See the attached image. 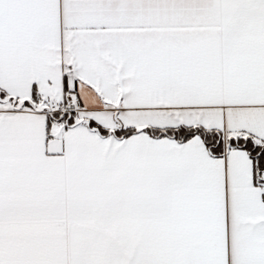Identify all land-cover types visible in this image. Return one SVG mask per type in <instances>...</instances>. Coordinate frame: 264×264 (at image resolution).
<instances>
[{
  "label": "snow or ice",
  "instance_id": "1",
  "mask_svg": "<svg viewBox=\"0 0 264 264\" xmlns=\"http://www.w3.org/2000/svg\"><path fill=\"white\" fill-rule=\"evenodd\" d=\"M0 264H264V0H0Z\"/></svg>",
  "mask_w": 264,
  "mask_h": 264
}]
</instances>
